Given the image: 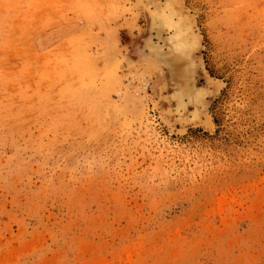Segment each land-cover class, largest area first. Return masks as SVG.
Segmentation results:
<instances>
[{
    "label": "rangeland",
    "instance_id": "1",
    "mask_svg": "<svg viewBox=\"0 0 264 264\" xmlns=\"http://www.w3.org/2000/svg\"><path fill=\"white\" fill-rule=\"evenodd\" d=\"M0 264H264V0H0Z\"/></svg>",
    "mask_w": 264,
    "mask_h": 264
},
{
    "label": "bare ground",
    "instance_id": "2",
    "mask_svg": "<svg viewBox=\"0 0 264 264\" xmlns=\"http://www.w3.org/2000/svg\"><path fill=\"white\" fill-rule=\"evenodd\" d=\"M161 8V7H160ZM169 10V9H168ZM175 11V10H174ZM159 13H161V12H159ZM171 14V13H170ZM174 14V13H173ZM159 15V14H158ZM149 16V15H148ZM174 16V15H173ZM175 17V16H174ZM173 17V18H174ZM160 21H159V23H158V26H157V30H158V32H159V34L161 35L162 34V30L167 26V24L163 21V19H159ZM181 20V19H180ZM176 23V22H175ZM176 25H178V24H176ZM187 26V25H186ZM156 27V26H155ZM185 30V29H184ZM188 30V29H187ZM183 31V30H182ZM193 32V31H192ZM194 33V32H193ZM168 34V33H167ZM191 35H192V33H191ZM165 37L163 38V43H165V47L167 48V51H166V54L164 55L165 56V58L167 57V60L169 61V63H170V65H171V67H172V69H173V73H172V75L174 74L176 77H178V79L180 78V79H184V77H185V74L187 73V71H188V67H187V65L186 66H183L182 67V61L184 60V58H185V56H186V53H187V51H186V43H185V41H184V39L180 36V35H178V34H176V33H174V34H169L168 36H166V34L164 35ZM196 36V35H195ZM160 39V38H159ZM160 42V41H159ZM162 43V42H161ZM147 44V46H148V43H146ZM149 44H150V42H149ZM146 46V47H147ZM153 48V47H152ZM198 49V48H197ZM196 49V50H197ZM150 50V49H149ZM151 50H153L152 52H155L154 51V49H151ZM157 51V50H156ZM194 53H196V51L194 52ZM163 56V55H162ZM156 57H157V55H156ZM160 57V56H159ZM164 59V58H163ZM163 59L161 58V60L163 61ZM161 60H159V62H162ZM167 60H164V61H167ZM163 63V62H162ZM185 63V62H184ZM194 63V62H193ZM160 64V63H159ZM197 65V64H196ZM160 66V65H159ZM161 67V66H160ZM169 68V67H168ZM197 69V68H196ZM196 69H194V70H196ZM197 71V70H196ZM170 72H171V70H170ZM171 75V76H172ZM174 76V77H175ZM173 77V76H172ZM173 79V78H172ZM194 79V78H193ZM179 81V80H178ZM184 82V81H183ZM196 83V82H195ZM176 84V83H175ZM178 86H179V84H178ZM199 89V88H198ZM173 90V89H172ZM177 90H179V89H177ZM194 91V90H193ZM200 91V90H199ZM195 92V91H194ZM196 92H198V91H196ZM181 93V92H180ZM176 94L178 95L179 93H176L175 92V96L173 95V96H171V97H175L174 99H175V101L177 100L178 101V98L179 97H176ZM190 95V94H189ZM192 95V94H191ZM178 96H180V95H178ZM193 97H194V94H193ZM172 98V99H173ZM177 98V99H176ZM173 99V100H174ZM180 99V98H179ZM195 100H196V98H195ZM191 102V101H190ZM180 104V103H179ZM193 104H195L194 102H193ZM201 104V103H200ZM196 105H197V103H196ZM177 106V105H176ZM180 106V105H179ZM189 107V106H188Z\"/></svg>",
    "mask_w": 264,
    "mask_h": 264
},
{
    "label": "water",
    "instance_id": "3",
    "mask_svg": "<svg viewBox=\"0 0 264 264\" xmlns=\"http://www.w3.org/2000/svg\"><path fill=\"white\" fill-rule=\"evenodd\" d=\"M153 36L154 34H150V37H152V39L150 38L149 41L154 42Z\"/></svg>",
    "mask_w": 264,
    "mask_h": 264
}]
</instances>
